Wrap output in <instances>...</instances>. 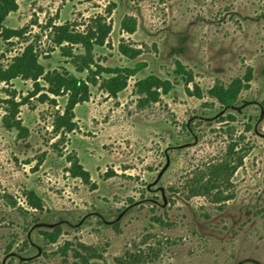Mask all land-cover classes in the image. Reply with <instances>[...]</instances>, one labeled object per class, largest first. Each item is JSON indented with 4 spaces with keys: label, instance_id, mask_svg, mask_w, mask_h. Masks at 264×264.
<instances>
[{
    "label": "rangeland",
    "instance_id": "374dc122",
    "mask_svg": "<svg viewBox=\"0 0 264 264\" xmlns=\"http://www.w3.org/2000/svg\"><path fill=\"white\" fill-rule=\"evenodd\" d=\"M17 3L4 25L20 35L0 38V64L31 44L45 72L85 79L71 63L83 49L56 45V27L83 32L102 23L109 30L92 68L145 66L116 95L90 86L69 132L55 125L66 94H49L42 79L0 82V264L78 263L74 251L87 248L99 264H264V0ZM126 15L136 19L133 33L121 29ZM120 43L139 54L127 58ZM249 67V86L233 105L208 93ZM150 74L172 85L147 103L134 85ZM8 100L25 134L4 126ZM238 157L231 199L191 194L212 165ZM73 160L88 182L72 176ZM29 190L42 209L29 206ZM56 227L50 242L42 231Z\"/></svg>",
    "mask_w": 264,
    "mask_h": 264
},
{
    "label": "trees",
    "instance_id": "16d2710c",
    "mask_svg": "<svg viewBox=\"0 0 264 264\" xmlns=\"http://www.w3.org/2000/svg\"><path fill=\"white\" fill-rule=\"evenodd\" d=\"M17 8V0H0V38L4 40L20 35V30L10 29L4 25L8 14L16 11ZM56 28H58L56 39L54 40L56 45L65 48L62 44L66 43L79 45L83 49L82 53L72 55L71 63L77 72H87L85 79L77 77L67 69H54L45 72L43 65L38 60L34 47L28 44L20 53L14 55L8 63L0 64V82H9L19 77L23 80H31L37 85L38 80L42 79L47 84V92L49 94L54 96L66 94L67 102L64 112L56 116L55 125L69 132L73 130L74 126V107L77 103L88 100L90 86L99 85L109 94L116 95L125 88L128 77L137 74L145 65L141 62H137L133 67H103L101 65H95L96 69H93V48L104 44L109 27L99 23L94 30L89 29L83 32L70 31L63 26ZM135 28V17L126 15L122 18V30L127 33H133ZM118 48L121 54L130 59H134L140 52L138 49L128 47L124 43H120ZM175 73L182 74L185 72L183 68L179 67ZM98 76L103 78L100 83L97 79ZM251 78L252 70L249 67L242 77H235L228 83H216L208 89V93L220 105L231 106L237 101L241 90L249 86ZM188 80L190 81L192 79ZM171 85V81L150 74L138 79L134 86L136 93L142 96L141 101L148 103L149 101H158L161 94L170 90ZM195 92L196 95H200V90L197 87ZM7 102L10 103V107L9 114L3 119L4 126L8 129H14L20 132V134H25V127L15 115L18 104L13 100H8ZM241 162V157H238L237 163L235 164L222 160L212 165L209 168L207 177H204V179L199 177L189 185L191 194L194 196H207L213 203H220L231 199L233 196L232 192L229 191L231 176ZM70 170L73 177H78L84 182L89 181V172L77 160L72 161ZM27 197L30 207L42 209L41 198L33 190L28 191ZM59 230V227H56L53 231H42V234L50 242H54ZM74 256L79 259V262L72 264H99L90 261L93 258L100 257V254L91 248H87L83 253L75 250ZM129 258L134 257L130 256ZM121 262L120 260L119 263L121 264Z\"/></svg>",
    "mask_w": 264,
    "mask_h": 264
}]
</instances>
